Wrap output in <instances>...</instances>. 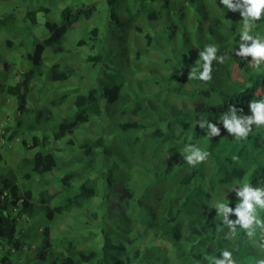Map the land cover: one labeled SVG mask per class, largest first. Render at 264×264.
<instances>
[{"label": "trees", "instance_id": "1", "mask_svg": "<svg viewBox=\"0 0 264 264\" xmlns=\"http://www.w3.org/2000/svg\"><path fill=\"white\" fill-rule=\"evenodd\" d=\"M58 1L27 0L30 10L26 19L29 25L25 24L22 19L14 16L8 17L6 14L0 19V31H6L4 37L0 38V118H7L3 119L4 128L2 127L5 134L9 133L5 140L7 145L20 135H29L40 131L39 137L29 136L34 148L41 149L48 146V138L60 145V148L64 146L67 151L76 148L75 151H78L79 154L76 155V158L62 159L52 153L41 155L40 152H36L32 159H27L25 155L22 161L15 159V166L28 167V171L24 173L23 177H25L24 180L31 182L33 175L39 177L49 175L48 173L61 162V165L58 166L60 177L55 181V185L58 187L53 197L56 200L54 209L57 213H60L61 210L64 213L77 208L78 210L74 213V226L76 227L77 224L80 230L85 232V235H89L87 238L89 242H93L95 238H102V245L97 250L78 251L76 249L78 247L76 245L79 243L76 239L77 236L74 233H69L67 239L55 241V245L60 246L64 251V256L59 258L54 255L48 241L51 230L49 223H46L47 225L43 227L40 234L42 241L41 245L37 246L35 259L25 264H87L92 260L94 264H132L138 259V251L135 249V254L131 256L126 247H123V242L134 230L140 233V238L147 236V222L143 223L145 228L132 224L136 219L143 220V215L134 219L132 215L122 211L112 218L113 224L111 225L105 223L104 218H101L97 231L96 227L90 224L91 222L85 217L91 213L90 199L99 193L97 180L104 179L102 182L106 188L107 183L110 184L119 176L114 174V163L108 162L107 158L109 156L120 157L121 155L119 153L112 154L113 149L103 144L102 139L86 137L76 145L71 139L73 134L75 136L77 133L82 135L83 129L77 130L84 123L97 122L101 118L110 122L108 129L125 125V127H136L139 132L136 141L125 146L126 153L135 151L136 155L140 154V158H135V164H127L125 172L121 177L119 176V180L123 184L121 205L126 209L127 202L131 199L130 201H135L138 206H141L144 202L138 191L143 188L142 192L150 196H157L158 202H161L160 200H163L165 196H171L170 198L174 200L167 198L170 209L174 206L176 208L186 206L188 216L182 217L180 220L189 221L192 219L193 221L191 225L183 226L181 234L186 233V238H193L195 241L186 245L185 251L188 254L185 257L182 256V259L185 258V264H210L211 259L219 257L223 250L231 251L234 259L245 256L248 250L253 255L255 262L264 259V250H259L252 243L249 244L251 241H247L249 237L243 229L238 237L230 240L226 233L228 228L222 224V217L205 213L203 196L206 192H201L198 188H191L196 176L201 177L205 174L214 181L223 184L236 185L247 182L253 185L254 179L264 182V127L253 126L252 132L246 139H236L228 134L223 125L218 122L219 116L226 113L229 106H235L238 110L242 109V114L248 115L249 103L252 100L264 98V64L261 65L259 71H255L250 64L246 63L249 62V59L237 57L232 50L228 54V61L231 66L233 63L237 65L236 74L243 77L242 81H229L227 76L221 82V86L215 85L214 90L201 87L197 94L203 105L215 101V106H203L196 99L194 110L189 117L182 115V109L170 105L157 119L143 120L136 106L137 93L130 98L123 91V81L117 76L118 73L111 71L110 74H102V71L107 70V67L115 69L112 67L115 64L113 60H110L109 64L105 63L107 67L101 66L102 58L104 62L107 60L106 50L103 49L94 55L87 56V64L90 63L91 68L89 67L90 71L87 70L89 71L86 74L88 76L84 78L81 87L75 89L76 91L73 90V93L76 94L73 111L72 109L59 110L67 95L54 94L53 88L49 90L44 85L49 81L62 82L72 76L73 64H68L62 71H59L58 66L62 62L66 63V60L64 58L57 60L56 65L50 67L49 74L45 77L46 81L42 82L41 77L45 76L41 68L43 51L48 48L56 55L64 54L66 48L63 45L66 42L64 41L65 35L68 33H73L76 36L74 39L77 46L86 45L88 51L94 50L95 45L100 44L103 39L102 33L105 28H111L114 20L113 13L123 8L126 9L128 6H140L141 0H104L101 4L88 0H70L71 4L64 8H58ZM2 2L5 3L6 0H0V4ZM90 6L92 8L89 11L81 10L83 7ZM142 12L148 14L149 10L144 8ZM41 13L44 22L39 25L38 15ZM94 18H97L99 28H94L91 33L90 31L84 32L85 29L83 32L73 31L77 24H88L90 19ZM39 26H43L47 34L43 39L35 36ZM240 34L241 32L238 34V38L233 41L234 44L240 39ZM249 34L264 39V23L257 22ZM224 36L226 39L223 40H229L227 35L224 34ZM220 37L224 38L221 35ZM108 40L110 41L111 38ZM234 44L232 43V45ZM50 50L48 51L50 52ZM151 51L161 57L164 54V50ZM136 55V59H138V56L146 55V51L139 53L137 50ZM107 56L111 59L114 54L108 51ZM147 59L151 61L153 81L155 82L159 78L161 82H167L168 75L161 74L162 71H167L165 64H160L159 60H157L158 64L153 63L154 55H151V58L147 56ZM72 60L74 63L75 57ZM191 61L194 65L193 59ZM169 62L170 59L165 60V63ZM225 65L226 63L221 67L224 68ZM230 70L231 67L226 71L228 75H230ZM81 75L85 74L81 73ZM232 75L233 73H231ZM16 76L18 80L15 85H7V81ZM169 76L177 86L175 90L168 89L171 94L192 97V93L178 90L187 81V73L180 75L175 70ZM32 92H42L41 95L46 100L44 99L43 103L39 105L38 101L31 102V105L27 107L26 96ZM131 99L133 101L129 103ZM6 100H11L12 103ZM127 103L129 104L126 105ZM238 114L241 113L238 112ZM131 118L136 121L131 122ZM200 120H209L216 124L220 128L221 135L213 138L206 137V133L197 124V121ZM158 122H166V125L159 126ZM8 123L9 126H7ZM101 128L106 129V127ZM20 145L25 148V141H22ZM186 145H193L207 151L209 153L207 161L210 159V163L213 165L200 163L195 167L190 166L183 159V149ZM32 147L26 145L27 149ZM97 149H99L98 152ZM148 150L157 152L153 163L146 161V151ZM21 151L22 147L17 151L8 147L4 153L0 150V168L10 165L5 159L7 154H15V152L17 154ZM248 151L253 152V159L247 157ZM234 156L237 157L235 161L233 160ZM135 173L142 174V181L134 179ZM244 174L245 176H243ZM2 178L4 177L0 176V181ZM47 184L49 183L47 182ZM6 190L8 191L6 192ZM180 192L181 196H179ZM32 198L33 193L30 189H24L7 179L2 181L0 189V264H15L16 258L19 256L15 252H20L23 248L22 239L17 236L20 224L8 215L9 209H16V213L27 212L31 221H25V225L35 233L37 225L45 223L44 219L49 220L54 214L50 206L42 205V201H40V205L34 206ZM179 200H183L180 206H178ZM90 217L92 216L90 215ZM110 220L111 218H109ZM222 227H224V231L223 235L219 236L220 242L214 241L215 234ZM90 230L96 231V233L92 234ZM157 230H160L159 227ZM119 238L122 245L110 246L112 239L119 240ZM230 241H235L233 243L236 246L235 251L229 249ZM110 250L113 251L111 257L107 253ZM116 251L120 252L115 253ZM121 252L126 254V261L116 262L114 259L117 260L116 255H120ZM78 254H80L79 257H77ZM83 256L86 259H83Z\"/></svg>", "mask_w": 264, "mask_h": 264}, {"label": "clouds", "instance_id": "2", "mask_svg": "<svg viewBox=\"0 0 264 264\" xmlns=\"http://www.w3.org/2000/svg\"><path fill=\"white\" fill-rule=\"evenodd\" d=\"M89 2H99L101 4L104 0H88ZM58 8L68 7L70 0H59L57 2ZM93 6V5H92ZM149 10L148 14H144L142 10L144 8ZM90 7H83L81 10L89 11ZM27 0H6L5 3L0 4V19L4 14L22 19L25 24L29 25L27 21V14L29 12ZM114 20L111 24V28L106 27L102 33L103 39L100 44L95 45L94 50H87V46H77L76 36L73 33L65 35L66 52L61 55H56L50 49H45L41 56V68L44 72L41 77L42 82L46 81L45 77L49 74V69L53 65H56L57 60L64 58L66 63H61L58 66V70L62 71L64 66L73 64V75L69 76L62 82H47L44 86L46 89L53 88V93L58 95H67V98L61 103L59 110H66L63 108L64 104L68 103V109L73 111V103L76 98V94L73 90H77L81 87L82 82L91 68V64H87V56L95 54L103 49L106 50V61L102 58L101 66L107 67L105 63L109 64L110 60H113L115 64L112 65L115 69L107 70L102 74H110L111 71L118 73L117 76L123 81V91L127 93L130 98L133 94L137 93L136 106L139 109L140 117L151 120L157 119L166 110L167 106L175 105L183 110L182 115L189 117L194 110V104L198 98V91L201 87L215 89V85L221 86L222 81L227 78L229 81L241 82L243 77L236 74L238 69L235 63L230 65L228 61V54L233 50L237 57L249 59L250 66L259 71L261 65L264 64V39L259 36L249 34L252 28L255 27L257 22L264 23V0H141L140 6L123 8L113 13ZM99 18V17H97ZM97 18L90 19L89 23L77 24L74 28V32H83V29L89 32L94 28H99ZM44 17L41 14L38 15V23L42 25ZM240 39L234 44V40L237 39L238 34ZM6 31H0V38H3ZM225 35L229 38L226 39ZM223 36L224 38L220 37ZM35 36H39L43 39L47 36L43 26L35 32ZM111 38L109 41L108 39ZM87 39H89L87 37ZM93 39V38H92ZM232 43L234 45H232ZM50 50V52L48 51ZM137 50L139 53L146 51V55L138 56L136 59ZM151 50H164L163 56H159L152 53ZM108 51H111L114 56L108 58ZM154 55L155 59L152 61L155 64H165L167 71H162L161 74L168 75L167 82H161L159 78L157 81H153L151 75V61L147 59V56L151 58ZM75 57L73 63L72 58ZM166 59H170L169 63H165ZM191 59L194 61L192 64ZM222 68L221 65L225 64ZM143 73V77L139 80L136 75L134 78V70ZM235 67V69L233 68ZM90 67V68H89ZM231 67L230 75L226 71ZM89 70V71H87ZM177 70L180 75H188L187 81L182 84L178 90L185 93H192V97H183L181 95L171 94L168 89L175 90V85L169 74L172 71ZM85 74L84 76L81 75ZM231 73L233 75L231 76ZM18 77L9 79L7 85L14 86ZM75 90V91H76ZM42 92L28 93L26 98L28 103L27 107L31 105V102L38 101V105L43 103L46 98L42 97ZM51 97V96H50ZM12 103L11 100H6ZM132 99L129 103H132ZM127 103L126 105H128ZM203 105V104H202ZM216 102L212 101L203 106H215ZM54 108V107H53ZM57 110L56 108H54ZM248 115H243L242 109H237L235 106H229L226 113L219 116V123L223 125V128L228 134L236 139H246L253 130V126L264 127V98L260 100H252L249 103ZM66 110V111H67ZM240 112L241 114H238ZM5 117L0 118V150L5 152L10 145L5 144V140L8 138L9 133L5 134L4 122ZM134 122L133 118L130 120ZM110 124L105 119L100 121H93V123H84L81 128L83 132L80 139H76L75 134L71 136L75 145L82 139L89 137H99L103 140V144L112 148L113 153H119L120 157L109 156L108 162L114 163V174L120 177L125 172L127 164H135V158H140V154L136 155L135 151L126 153L125 146L131 145L136 141L139 136L138 129L136 127H125V125L116 128H107ZM199 128L206 133V137H218L221 135L220 128L216 124L209 122V120L197 121ZM159 126L164 127L166 122L160 123ZM9 126V123L7 124ZM6 126V127H7ZM106 127L103 129L101 127ZM97 132V134H95ZM75 133V132H74ZM40 136V131H35L31 134L20 135L17 139L20 142L25 141V144L32 147L33 142L29 136ZM24 137V138H23ZM16 140V139H15ZM15 140L13 142H15ZM11 142V143H13ZM48 146L44 148H26V150L34 149L36 152H40L41 155L48 153L54 154L58 158L67 159L69 157L76 158L78 151L76 148H72L67 151L64 146L60 148L52 139L48 138ZM138 146V145H137ZM139 147V146H138ZM147 148V147H143ZM150 149V148H148ZM97 152L99 149L96 150ZM35 152V153H36ZM146 161L153 163V159L156 157L157 152L146 151ZM183 159L190 165L195 167L200 163L211 164L210 159L207 158L209 153L193 145H186L183 149ZM79 155V154H78ZM247 157L254 158L252 151L247 152ZM29 157H27L28 159ZM170 158V157H168ZM167 158V159H168ZM6 159V157H5ZM233 160H237V157H233ZM10 164V163H9ZM17 172L25 167H16ZM61 165V162L60 164ZM55 166L49 175L39 177L33 175L32 181H28L29 184H19L17 179L19 178L17 172H14L11 177H7L0 173L1 177H4L0 181V189L2 187V181L7 179L24 189H30L33 193L32 203L40 205L42 201L43 206H50L54 213L49 220H45V223L37 225L36 233L26 227L25 221L30 220L27 212L16 213V209L8 210V215L14 218L20 227L17 231V236L22 239V250L15 252L19 256L16 258L15 264H25L32 262L35 259L37 253V246L41 245L42 236L41 231L46 223L50 226V238L49 243L54 251V255L61 258L64 251L60 246L55 245V241L67 239L69 233H74L76 239H78V251H90L97 250L101 247L102 238H95L93 242H89L87 238L88 234L81 231L79 226H74V213L78 210L73 208L63 213H57L54 207L56 206V200L53 198L58 186L55 185L56 179L60 177V171L58 166ZM213 165V163L211 164ZM5 165L3 168H6ZM28 168V167H27ZM30 171V170H29ZM24 175V173H23ZM22 178L23 180L25 177ZM119 176L115 181L107 183L106 188L102 180H97V187L99 193L97 196L90 199L91 213L85 215L86 219L90 221L96 231L98 230L99 221L104 218V222L113 224L112 218L122 211H125L128 215H132L133 218H139L143 215V220L136 219L132 224L143 227V223L147 222L146 230L147 236L140 238L139 234L135 230L123 242V247H126L127 251L133 256L135 249L138 251V259L132 264H185V258L188 252L185 251L186 245L193 243L195 239L186 238V233L181 234L183 226L187 227L192 224V219L189 221L180 220L182 217L188 216L186 206L184 208L171 207L168 208V200L171 196L164 197L161 202H158L157 196H150L147 193L142 192L143 188H140L138 194L143 199V204L138 206L135 201L127 202L126 209L121 205V199L123 191L122 181L119 180ZM205 176V177H203ZM245 176V174L243 175ZM247 176L245 177V179ZM134 179L142 181L143 176L140 173H135ZM247 180V179H246ZM47 182L49 184H47ZM253 185L244 182L240 184H223L216 182L210 178L209 175L196 176L193 181V189H199L201 192H206L203 196L205 202V213L208 215H218L222 217V224L228 228L226 233L230 240L238 237L242 233V229L246 232L247 241H251L249 244H254L259 250H264V182L261 180H253ZM164 189V187H163ZM8 190H6L7 192ZM6 194V193H5ZM3 194V196H5ZM106 195V196H105ZM182 193H179L181 196ZM49 197H52L49 199ZM181 199V198H180ZM183 200H179L178 206L182 204ZM169 210V211H168ZM170 212V215H169ZM40 213V211H39ZM94 216H93V214ZM90 215L92 217H90ZM235 217L232 218L231 216ZM109 218L111 220L109 221ZM119 222V220H118ZM118 227V226H116ZM159 227V231L157 230ZM222 227L220 231L215 234L214 241L220 242V237L223 235ZM96 231L90 232L93 234ZM220 236V237H219ZM227 238V237H226ZM210 241V240H208ZM238 241V240H237ZM235 241H230L229 249L235 251L236 246L233 244ZM96 245V246H95ZM122 245L120 238L112 239L110 246ZM248 245V244H247ZM35 248L33 254L29 250ZM247 250V249H246ZM184 253L182 254V252ZM120 252L116 251L115 253ZM109 257L113 253L112 250L107 252ZM80 254L77 255L79 257ZM64 256V255H63ZM130 256V257H131ZM56 257V258H57ZM118 261H126V254L122 253L116 255ZM264 257V255H263ZM83 259H86L84 256ZM93 261V260H92ZM89 261L87 264H94ZM106 263V262H105ZM58 264V263H57ZM210 264H264V259L255 262L253 255L248 250V253L238 259L233 258L231 251L223 250L219 257L211 259Z\"/></svg>", "mask_w": 264, "mask_h": 264}, {"label": "rangeland", "instance_id": "3", "mask_svg": "<svg viewBox=\"0 0 264 264\" xmlns=\"http://www.w3.org/2000/svg\"><path fill=\"white\" fill-rule=\"evenodd\" d=\"M233 68L235 69L234 66H233ZM132 69L134 70V75H133L134 78H135V75H136V77L139 80H141V78L143 77V73H140L139 71L135 70V66H133ZM63 108L64 109H68V103L64 104ZM82 129H84V128H82ZM76 135H77L76 136V139H80V134L77 133ZM20 139H22V138H19V140L16 139L15 142H13V143L10 142L8 144V145H10L9 149L12 147V150L13 151H17L20 147H22V151L20 153H17L16 154V152H15V154H13V153L7 154L6 162L8 161L10 164H13V166H15V159H17L18 161L19 160L22 161L24 159V157H23L24 155H25L26 158L29 157V159H32L33 156H34V154H35V152H36L34 149H32V150H26L23 146H21L20 145V143H21L20 142ZM6 151H7V149H6ZM6 166H7L6 168L0 170V173L1 174L5 175L7 177H11V175H13L14 172H17V170L15 168L11 167L10 165H6ZM27 171H28V168L25 167V168H23V169H21V170H19L17 172V175L19 177L17 179V183H19V184H22V183L29 184L28 181L23 180V178H22L23 173H25ZM29 251L31 252V254H33L34 251H35V248L33 247L32 250H29Z\"/></svg>", "mask_w": 264, "mask_h": 264}]
</instances>
